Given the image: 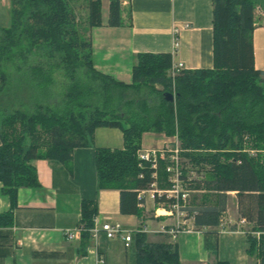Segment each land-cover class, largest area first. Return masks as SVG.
I'll return each mask as SVG.
<instances>
[{"label":"trees","instance_id":"trees-1","mask_svg":"<svg viewBox=\"0 0 264 264\" xmlns=\"http://www.w3.org/2000/svg\"><path fill=\"white\" fill-rule=\"evenodd\" d=\"M9 1L11 24L0 27V94L9 85V67L27 78L35 101L49 95L56 75L69 82L60 83V111L35 102L33 111L17 109L0 119V183L10 204L2 225H11L17 190L39 187L31 162L54 161L69 169L72 151L89 146L97 127L123 135L121 150H95L97 190L119 191L120 213L141 217L137 192L153 183L158 189L169 185L162 166L154 179L152 169L139 167L136 153L143 133H163L176 137L180 157L201 174L188 181L182 174L186 187L202 194L184 209L194 227H217L227 194L234 193L238 217L251 225L244 232L247 253L264 264V158L247 153L242 143L250 138L255 150L264 144V71L254 69L252 49L253 13L255 7L264 11V0H212V69L182 70L171 79L170 54H139L130 84L93 69L91 42L79 37L71 0ZM120 1L109 0L106 26L123 25ZM86 10L88 30L101 26L100 0H86ZM81 69L91 83L78 82ZM141 86L160 96L157 106L141 103L137 110L121 101L123 91ZM165 93L174 95L172 102ZM154 202L167 209L174 200L161 196ZM97 213L95 201L81 202L77 227L84 248ZM133 238L135 264H179L174 244L148 243L138 231Z\"/></svg>","mask_w":264,"mask_h":264},{"label":"crops","instance_id":"crops-1","mask_svg":"<svg viewBox=\"0 0 264 264\" xmlns=\"http://www.w3.org/2000/svg\"><path fill=\"white\" fill-rule=\"evenodd\" d=\"M100 4L101 26L89 30L96 72L130 84L139 54H170L172 64L181 63L188 71L212 69V0H127L121 3L120 27L106 26L109 0H100ZM174 39L177 47L173 50ZM252 49L254 69L264 71V27L253 30ZM173 143L174 137L145 132L138 151H157ZM122 148L119 129L97 127L89 146L72 151L69 169L54 161H32L39 187L19 188L11 225L3 226L0 221V264H96L99 258L104 264H135L133 237L137 231L146 235L148 243L174 244L179 264L258 263L247 253V229L238 224L241 218L234 201L232 213L226 205L217 227L196 228L189 218L186 224L192 232L179 233L175 239L160 229L172 227L176 219L166 215L167 209L157 206L146 192L141 200L137 192L141 217L121 214L119 191L97 190L94 156L96 149ZM1 189L0 183V216L10 209ZM82 201L96 202L95 228L104 222L119 224L131 233L130 245L125 247L119 238L109 240L102 232L85 248L80 236L66 240L64 233L78 226Z\"/></svg>","mask_w":264,"mask_h":264},{"label":"rangeland","instance_id":"rangeland-1","mask_svg":"<svg viewBox=\"0 0 264 264\" xmlns=\"http://www.w3.org/2000/svg\"><path fill=\"white\" fill-rule=\"evenodd\" d=\"M8 6V7H7ZM10 1L9 0H0V27L8 28L11 24L10 18ZM70 8L74 13L76 23L78 26L79 37L80 39L87 40L89 39V30L86 25V0H71ZM253 21L255 27H264V11L260 7H255L253 13ZM9 74V85L6 88V92L4 94H0V119L3 115L10 114L15 110L22 111H33L34 103L38 102V106L45 107L49 111H60L62 109V94L63 87L60 83H68V79H63L61 76L56 75L55 81L56 83L50 90L49 95L42 94L39 99H34L31 86L28 84L27 78L22 73H17L12 67L8 68ZM77 80L79 83H91L88 73L85 69H81L77 74ZM262 88H264V84H260ZM157 90L161 88L159 86L155 87ZM173 95V94H172ZM160 96L151 88L147 86H141L138 89H131L123 91L121 95V101L130 103V107L133 109H141V103L152 109L153 107L159 104ZM174 98V95H173ZM128 105V104H125ZM140 107V108H139ZM243 147L244 150L252 156L259 155L264 158V144H261L258 148L260 150H255L251 148L252 140L248 138L247 140L243 139ZM263 149V150H262ZM171 156L170 152H165L163 154V159L159 160L158 166L161 167L165 173V167L169 164V157ZM137 157V153H136ZM178 160L181 167V174L188 180L199 179L201 174L199 173L197 168H190L188 164L185 162V159L180 157V153L178 154ZM158 167V169H160ZM157 169V170H158ZM166 175V183L167 182V174ZM156 179H159V174L156 175ZM188 189V188H187ZM202 195L195 192H190L189 197L186 201V205H190V202L194 196ZM231 194H227V204L231 208V213L233 211V201L236 202L235 197L231 198ZM235 196V195H234ZM210 200V199H209ZM246 229H250L251 225H245Z\"/></svg>","mask_w":264,"mask_h":264},{"label":"built area","instance_id":"built-area-1","mask_svg":"<svg viewBox=\"0 0 264 264\" xmlns=\"http://www.w3.org/2000/svg\"><path fill=\"white\" fill-rule=\"evenodd\" d=\"M126 1L127 0H121L120 4L125 3ZM176 47L177 43L176 39H174L173 50ZM182 70L184 69L181 63L171 64V67L167 74L171 79H173ZM167 151L171 153V156L169 157V164L165 167L164 170L167 174V184L169 185V187L166 189H158L156 184L153 183L146 191H139L138 199L141 200L142 195L146 192L152 200H155V197L161 196H164L167 199L174 200L173 204L170 205L169 208H167L165 214L169 217H174L176 219V222L170 228H161L160 232L162 234L168 235L171 239H175L179 233L192 232V229L186 224V221L189 218L191 219L192 216H188V214L184 210L191 190L187 189L186 183L182 180L181 167L178 160L180 149L176 137H174V143L172 147L163 148L157 151H145L141 153L137 151V160L139 167L147 165L150 169H152L154 171L152 176L154 179H156V171L159 167L158 162L159 160L163 159V154ZM219 222L222 223V220H220ZM238 224L246 225L247 223L244 219H240ZM99 232H102L104 236L109 240L119 238L124 242L125 247H128L132 242L131 233L124 231L119 224L104 222L99 226L98 229L93 226L91 230V238L96 239ZM76 236H80L79 227H77L74 231H68L64 233V237L66 238V240H71ZM253 236L256 240H258V233H254ZM96 264H104L103 259L99 258L96 261Z\"/></svg>","mask_w":264,"mask_h":264},{"label":"water","instance_id":"water-1","mask_svg":"<svg viewBox=\"0 0 264 264\" xmlns=\"http://www.w3.org/2000/svg\"><path fill=\"white\" fill-rule=\"evenodd\" d=\"M163 96L166 99V101H169V102L173 101V95L165 93Z\"/></svg>","mask_w":264,"mask_h":264},{"label":"bare ground","instance_id":"bare-ground-1","mask_svg":"<svg viewBox=\"0 0 264 264\" xmlns=\"http://www.w3.org/2000/svg\"><path fill=\"white\" fill-rule=\"evenodd\" d=\"M159 215H162V213H159Z\"/></svg>","mask_w":264,"mask_h":264}]
</instances>
